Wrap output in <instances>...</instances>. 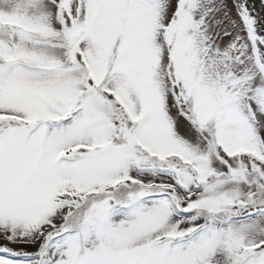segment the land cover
Listing matches in <instances>:
<instances>
[{
  "label": "snow or ice",
  "instance_id": "snow-or-ice-1",
  "mask_svg": "<svg viewBox=\"0 0 264 264\" xmlns=\"http://www.w3.org/2000/svg\"><path fill=\"white\" fill-rule=\"evenodd\" d=\"M0 264H264V0H0Z\"/></svg>",
  "mask_w": 264,
  "mask_h": 264
}]
</instances>
